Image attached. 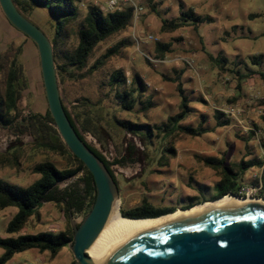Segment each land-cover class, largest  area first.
<instances>
[{
	"label": "rangeland",
	"instance_id": "rangeland-1",
	"mask_svg": "<svg viewBox=\"0 0 264 264\" xmlns=\"http://www.w3.org/2000/svg\"><path fill=\"white\" fill-rule=\"evenodd\" d=\"M106 0H89L85 7L76 5L83 16L88 5L102 6ZM160 16L150 11L144 3V12L139 21L115 38L100 44L89 64L120 41L130 44L121 54L111 59L102 69L83 79L65 80L60 84L61 95L67 111L73 118V108L81 111L97 127L101 142L89 133H82L84 140L96 149L109 163L119 191L120 209L132 208L143 200L155 207H172L184 210L188 204L211 201L221 186H217V175L199 158H224L226 164L238 163L264 157V149L258 140L261 132L254 125L262 124L264 106V81L256 72H264V0H154ZM183 7L192 8L195 14L212 17V22L197 27L186 26L174 32L161 31L162 19L176 18ZM252 16V17H251ZM256 16V17H253ZM29 20L47 36L54 30L45 10L36 9ZM0 10V50L5 39H14L13 46L22 45L26 62L29 86L18 102V119L21 121L29 112L44 114L47 103L39 67L38 53L29 39L14 38L16 29L9 26ZM24 41V42H23ZM157 43L170 44V51L163 60L155 58ZM76 44L72 37L66 44L71 50ZM4 51V50H3ZM33 51V55L32 52ZM259 64L252 63V57ZM212 58H225L227 63L218 64ZM147 60L150 62L148 63ZM121 70L125 74L126 86L137 74L144 83L142 102L150 100L151 108L144 113L142 105L136 104L132 111L121 108L110 90V75ZM252 75L245 78L248 74ZM254 73V74H253ZM180 74L185 94L190 100L192 112L181 124L196 127L203 122L206 133L200 137L181 135L171 138L166 135L156 139L153 127L166 122L167 117L177 113L179 96L176 84L167 80ZM243 76L244 78H241ZM88 98L93 111L80 106L81 98ZM234 109L233 114H226ZM219 111L230 119V124L216 126L214 113ZM113 116L119 120H130L137 124L150 125L152 136L147 140L117 129ZM74 120V118H73ZM77 125V124H76ZM20 138L10 140L0 150V155L11 157L18 151V166L0 165V180L18 186H27L39 175L33 167L45 160L58 168L67 166L66 159L50 150L36 146L25 127H20ZM2 132V131H0ZM7 132V131H6ZM173 153L169 154V149ZM260 169H246L237 183L249 185ZM77 174L58 184L59 189L70 188L80 183ZM264 198V194H261ZM201 204V203H200ZM198 205V204H195ZM58 203H43L39 219L31 218L18 233L36 234L67 229L71 219L78 224L83 213L64 214ZM16 208L0 210V237H6L5 227ZM71 226V224H70ZM3 249L0 248V255ZM76 261L67 246L55 257L37 250L15 254L6 264H69Z\"/></svg>",
	"mask_w": 264,
	"mask_h": 264
},
{
	"label": "trees",
	"instance_id": "trees-1",
	"mask_svg": "<svg viewBox=\"0 0 264 264\" xmlns=\"http://www.w3.org/2000/svg\"><path fill=\"white\" fill-rule=\"evenodd\" d=\"M18 10L29 19V15L36 9L45 10L54 30L48 36L52 47L55 66L57 69L60 84L65 80H80L90 76L94 72L102 69L111 59L121 54L123 48L128 46V41L119 43L108 48L104 54L99 56L92 64L89 60L99 48L100 44L107 42L126 31L131 25L132 8L116 10L111 13H105L100 6L90 4L83 16L78 11L77 0H12ZM145 5L150 11L160 16L156 9L157 3L154 0H144ZM252 17V16H251ZM256 17V16H253ZM212 17L195 14L192 8L186 10L181 7L180 13L173 19L161 20V31L165 33L174 32L186 26L197 27L200 24L212 22ZM25 36V35H24ZM74 37L75 46L69 50L66 49L68 41ZM25 38H28L25 36ZM35 45V44H34ZM170 51V44L157 43L155 58L163 60L165 55ZM23 46H13L10 44L4 51H0V124L8 125L18 117V102L22 93L29 86V78L22 62ZM212 61L220 67L227 60L223 57L212 58ZM253 64H259L257 56L252 57ZM148 63H150L147 60ZM222 63V64H221ZM254 74V73H253ZM259 79L264 81V72H256ZM252 75L248 74L247 77ZM241 78H244L241 76ZM167 80L176 84L180 102L176 114L167 117L166 122L153 127L156 132L154 137L160 139L169 135L171 138H177L181 135L190 137H200L207 130L200 122L196 127L181 124L182 121L192 112L190 100L185 94L180 81V74ZM127 79L121 70H117L110 75L109 86L115 99L121 108L132 111L138 103L142 105L144 113L152 106L148 100L146 103L140 101L144 97L145 86L139 75L135 74L126 86ZM80 106L93 111L95 104L91 103L88 98H81ZM260 105L264 106V98L260 100ZM66 108V107H65ZM74 107L73 118L66 109L68 118L74 126L79 137L84 140L82 133H89L95 139L101 142L97 135V127L91 120L84 116L81 111ZM216 126L223 127L230 124V119L223 116L219 111L214 113ZM262 124L254 125L255 132L260 131L261 136L258 140L261 149H264V116L261 117ZM113 122L117 129L130 133L140 139L147 140L146 137L152 136L150 125L137 124L130 120H119L113 116ZM21 124L27 129L33 138L36 146L44 147L53 153L63 156L67 161V166L58 168L49 160L41 161L33 167V173L39 177L30 185L25 187L10 184L0 180V210L9 207L16 208L15 214L9 220L5 227L6 237H0V248L3 249L0 255V264H6L15 254L27 251L37 250L40 253L47 252L51 257H55L62 249L66 248L73 240V231L69 225L67 229L57 233L38 232L36 234L18 233L24 228L31 218L39 219L40 208L43 203L54 202L62 206L64 214L70 212L83 213L84 216L89 212L95 197V187L93 178L87 169L75 156H73L62 142L48 111L44 114L29 112L22 120ZM77 124V125H76ZM89 149L104 163L110 174L113 173L110 163L94 148L87 145ZM173 149H169V154ZM204 165L211 168L217 175V186H221L218 195L213 200L223 197L226 194L237 195L239 184L237 178L248 168H261L264 161L252 158L249 160H240L238 163L226 164L225 159L220 158H199ZM18 166V151L11 157L0 155V165ZM81 174V186L73 185L70 188L59 189L58 184ZM195 204L188 206L189 209ZM175 208H158L147 201L143 200L140 204L128 208L120 209V214L126 218H150L158 215L171 213ZM69 264H75L71 262Z\"/></svg>",
	"mask_w": 264,
	"mask_h": 264
},
{
	"label": "water",
	"instance_id": "water-1",
	"mask_svg": "<svg viewBox=\"0 0 264 264\" xmlns=\"http://www.w3.org/2000/svg\"><path fill=\"white\" fill-rule=\"evenodd\" d=\"M0 10L12 27L35 44L55 128L93 178L95 197L89 212L78 224L70 221L73 240L68 247L76 264H264V203L259 201L223 203L161 217L176 209L150 217L161 218L119 224L95 240L119 199L117 183L67 116L48 36L12 0H0ZM228 195L234 196H224ZM207 202L211 201L203 203Z\"/></svg>",
	"mask_w": 264,
	"mask_h": 264
},
{
	"label": "built area",
	"instance_id": "built-area-1",
	"mask_svg": "<svg viewBox=\"0 0 264 264\" xmlns=\"http://www.w3.org/2000/svg\"><path fill=\"white\" fill-rule=\"evenodd\" d=\"M89 0H78L81 7H85ZM144 0H106L101 9L105 13H111L114 11L124 10L125 8H132V20L131 23L135 24L139 21L144 12ZM226 114H233L234 109H227L224 111ZM261 194H264V179H262V172L254 175V179L247 186H239L237 195H234L238 198H250V199H260L264 200L261 197Z\"/></svg>",
	"mask_w": 264,
	"mask_h": 264
},
{
	"label": "bare ground",
	"instance_id": "bare-ground-1",
	"mask_svg": "<svg viewBox=\"0 0 264 264\" xmlns=\"http://www.w3.org/2000/svg\"><path fill=\"white\" fill-rule=\"evenodd\" d=\"M260 199H250V198H238L235 196H224L223 198L216 200V201H211V202H207V203H203L200 205H196L194 207H192L191 209L188 210H176L175 212L169 214V215H164L161 217H165V216H170V215H174V214H178V213H182L185 211H189V210H193V209H197V208H201V207H205V206H211V205H217V204H223V203H243V202H247V201H257ZM264 201V200H261ZM161 217H157V218H161ZM157 218H150V219H128L123 217L120 214V202L118 200H116L112 206V210L110 212V215L103 227V229L100 231V233L98 234V236L96 237L95 240L99 239L100 237H102L106 232H108L111 228H113L114 226H117L119 224L122 223H128V222H134V221H142V220H152V219H157ZM94 240V241H95ZM86 254L90 255V246L87 248L86 250Z\"/></svg>",
	"mask_w": 264,
	"mask_h": 264
},
{
	"label": "flooded vegetation",
	"instance_id": "flooded-vegetation-1",
	"mask_svg": "<svg viewBox=\"0 0 264 264\" xmlns=\"http://www.w3.org/2000/svg\"><path fill=\"white\" fill-rule=\"evenodd\" d=\"M18 109V108H17ZM17 113V112H16ZM20 127H24L22 124H21V121L17 118H15L13 120V122H11L10 124L8 125H2L0 124V150L2 148H4L6 146V143L10 140H14V141H17L19 138H20ZM7 131V132H6ZM85 141V140H84ZM86 142V141H85ZM87 145H89L87 142H86ZM96 150V149H95ZM97 151V150H96ZM112 171V170H111ZM113 173V172H112ZM114 176V175H113ZM114 180L116 181L115 177H114ZM218 193H216L215 196H217ZM214 196V197H215ZM211 200H213V198ZM206 200L200 202V203H203L205 202ZM259 202H262L264 203V201H261V200H257ZM247 202H251V201H247ZM194 204V203H193ZM152 205V204H151ZM192 204H188L187 207L183 208V209H186L188 208V206H190ZM264 206V205H262ZM159 208V207H158ZM165 208H172V207H165ZM177 209V208H175Z\"/></svg>",
	"mask_w": 264,
	"mask_h": 264
},
{
	"label": "crops",
	"instance_id": "crops-1",
	"mask_svg": "<svg viewBox=\"0 0 264 264\" xmlns=\"http://www.w3.org/2000/svg\"><path fill=\"white\" fill-rule=\"evenodd\" d=\"M6 19V18H5ZM7 23H9V22H7ZM9 26H10V24H9ZM12 27V26H11ZM13 29H15V28H13ZM12 33H14V38H16V40L18 39H25L24 41H26V38H25V36L21 33V32H19L18 30L16 31V32H12ZM1 37V36H0ZM3 39V41H4V48L3 49H1L0 51H2V50H4L7 46H9L10 44H12V42H14V39L12 38V39H5L4 40V38H2ZM23 41V42H24ZM34 48H36V46H34ZM36 51H37V49H36ZM32 53V55H33V51L31 52ZM23 56H24V50H23V53H22V59H23ZM39 60V59H38ZM23 64H24V67H25V69H26V73H27V68H26V62L24 61L23 62ZM258 160H262V161H264V157H261V158H259V157H256ZM252 159V158H251ZM260 169V172H262V179H264V166H262L261 168H259ZM212 201V200H211ZM177 210H179V209H177Z\"/></svg>",
	"mask_w": 264,
	"mask_h": 264
}]
</instances>
